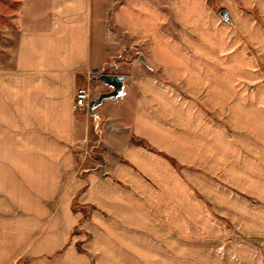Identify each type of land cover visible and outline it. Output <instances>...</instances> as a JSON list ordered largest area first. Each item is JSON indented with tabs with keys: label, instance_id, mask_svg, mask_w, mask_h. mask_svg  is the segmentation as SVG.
Returning <instances> with one entry per match:
<instances>
[{
	"label": "crops",
	"instance_id": "crops-1",
	"mask_svg": "<svg viewBox=\"0 0 264 264\" xmlns=\"http://www.w3.org/2000/svg\"><path fill=\"white\" fill-rule=\"evenodd\" d=\"M200 4L172 0L175 22L191 26L199 22ZM166 7L167 1L158 0H21L18 31L10 48L13 57L0 65V149L2 138L9 135L5 150L34 153V159L0 161V168L10 169L0 170V264H14L4 250L7 214L21 216L15 219L19 223L11 221L15 230L35 231L22 217L31 216L33 224L41 215L37 232L54 228L61 216L68 219L69 230L81 225L93 233L150 231L158 226L159 217L182 215L183 178L167 155L178 159L183 135L193 128L197 132V104L186 102L175 90L177 85L152 79L144 67L132 65L138 73L121 76L126 79L124 93L104 101L95 111L97 117L84 111L78 120L81 112L74 110L77 92L88 89L91 94L99 82L94 75L122 55L127 37L134 45L147 47L153 57L143 54L148 69L154 66L172 73L193 69L187 62L189 53H178L176 44L160 30L168 18ZM110 19L122 34L109 26ZM87 141L99 150L107 174L92 170L82 177L71 170L70 159L57 160L55 153L71 154ZM40 153L46 159L39 160ZM255 167V194L262 199L263 163ZM7 201H15L14 213L4 207ZM30 240L25 247L31 248V259L15 264H93L96 254H81L76 243L64 256L55 250L40 256L36 249H54V242L35 236ZM18 246H24L22 241Z\"/></svg>",
	"mask_w": 264,
	"mask_h": 264
},
{
	"label": "rangeland",
	"instance_id": "rangeland-1",
	"mask_svg": "<svg viewBox=\"0 0 264 264\" xmlns=\"http://www.w3.org/2000/svg\"><path fill=\"white\" fill-rule=\"evenodd\" d=\"M158 1L161 4L167 1L168 18L161 23V32L172 39L178 53L190 54L187 62L193 69L179 73L160 71L154 66L148 69L139 59L144 57L148 61L144 53L153 58L147 47L134 45L127 37L122 55L94 77L130 76L138 73L132 65L144 67L152 79L177 85L175 90L186 102L197 104V132L193 128L191 134L183 135V151L176 152L178 159L167 155L176 174L183 178L182 215L161 216L158 226L150 231L129 233L106 229L93 233L81 225L69 230L68 219L64 221L61 216L54 228L49 226L37 232L43 223L41 215L33 224L31 216L22 217L27 228L33 226L35 231L15 230L14 222L19 223L15 219L21 216L7 214L9 225L5 236L4 232L1 235L6 239L4 250L9 262L31 259V248L25 246L35 236L55 245L54 249H36L40 256L47 250L60 251L64 256L68 246L79 243L81 254L85 252L86 256L95 251L93 264H264V191L263 198H257L254 187L255 166L263 163L264 171V0H197L202 5L200 20L192 26L175 22L172 0ZM20 5L21 0H0V65L13 57L10 48L18 31L16 15ZM186 11L184 8L183 12ZM222 11L230 13L232 24L221 18ZM108 24L119 34L123 33L113 26L112 19ZM152 52L157 55L156 50ZM109 91L104 84L96 82L91 87V99L94 101ZM81 113L78 120L86 112ZM6 136L1 142L2 164L15 159H34V153L5 150V144L9 143ZM141 144L150 149L143 141ZM83 145L74 147L71 154L55 153L57 160L70 159L74 162L71 170L82 177L92 170L107 174L101 168V156L93 142ZM41 155L39 160L46 159ZM159 199L164 200V196ZM14 204L15 201H7L4 207L14 213ZM74 207L79 209L75 202ZM48 235L52 241L47 239ZM21 241L23 247L18 246Z\"/></svg>",
	"mask_w": 264,
	"mask_h": 264
},
{
	"label": "water",
	"instance_id": "water-1",
	"mask_svg": "<svg viewBox=\"0 0 264 264\" xmlns=\"http://www.w3.org/2000/svg\"><path fill=\"white\" fill-rule=\"evenodd\" d=\"M220 16L225 22L232 24L228 11H222ZM140 61L149 67L148 62L144 57H140ZM97 80L104 84L110 91L101 94L96 100L90 103L88 114L91 117H97L95 111L103 104L104 101L115 100L122 96L124 93L126 79L121 76L101 75Z\"/></svg>",
	"mask_w": 264,
	"mask_h": 264
},
{
	"label": "built area",
	"instance_id": "built-area-1",
	"mask_svg": "<svg viewBox=\"0 0 264 264\" xmlns=\"http://www.w3.org/2000/svg\"><path fill=\"white\" fill-rule=\"evenodd\" d=\"M91 94L88 89H80L77 92L75 104H74V110L76 112H88L89 105L91 103Z\"/></svg>",
	"mask_w": 264,
	"mask_h": 264
}]
</instances>
